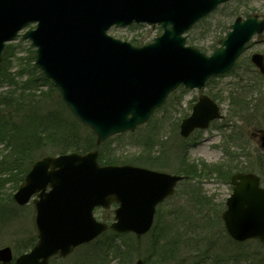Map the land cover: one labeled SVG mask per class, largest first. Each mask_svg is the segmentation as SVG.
I'll return each instance as SVG.
<instances>
[{"label": "water", "instance_id": "95a60500", "mask_svg": "<svg viewBox=\"0 0 264 264\" xmlns=\"http://www.w3.org/2000/svg\"><path fill=\"white\" fill-rule=\"evenodd\" d=\"M229 0H0V63L7 41L28 23L24 33L36 50V65L53 80L72 113L89 126L101 144L113 135L145 123L179 85L203 88L212 76L229 70L248 42L264 32L257 14L238 17L211 55L186 46L183 34ZM133 22L161 24L153 42L135 46L108 33ZM252 62L264 74V55ZM219 106L199 97L180 125L188 137L221 118ZM264 141V136L262 137ZM264 146V144H263ZM98 150L45 156L37 160L14 200H34L38 242L15 264H50L107 229L94 216L97 206L116 202L118 232L144 234L152 227L157 205L174 193L183 176L145 167L100 165ZM233 193L223 212L225 228L235 240L264 244V187L254 173H235ZM49 187V189H48ZM10 247L0 248V262L13 260ZM135 264H143L138 260Z\"/></svg>", "mask_w": 264, "mask_h": 264}, {"label": "rangeland", "instance_id": "374dc122", "mask_svg": "<svg viewBox=\"0 0 264 264\" xmlns=\"http://www.w3.org/2000/svg\"><path fill=\"white\" fill-rule=\"evenodd\" d=\"M250 14L264 19V0H230L221 4L188 31L186 43L210 55L235 18ZM34 26H26L8 41L3 53L4 57L7 51L9 57L4 72L11 74L12 80L20 85L30 76L35 60L36 48L24 37L26 30ZM162 31L160 25L134 23L114 27L110 34L138 45L136 40L142 45L152 42ZM255 52L264 54V32L255 35L233 68L214 77L211 85L200 90L179 87L147 123L134 132L111 137L109 142L101 144L105 153L120 157L118 164H139L143 159L158 158L164 163L161 167L139 165L177 174L183 167L180 158L185 157L186 164L196 169L195 175L180 182L176 193L158 206L153 229L140 237L131 233L116 236L109 230L100 241L80 247L68 257H55L52 264H133L137 258H145L163 247L164 251L175 249L176 253L165 264H264V245L257 240L234 241L226 233L221 217L226 199L233 191L230 176L238 165L243 166L240 169L244 171L260 174L264 184V150L260 147V136L264 133V78L251 63V54ZM13 87L0 79V95ZM237 87L244 88L240 90L244 97L240 106L230 97V91L239 92ZM202 93L216 99L224 118L206 130H197L189 138H183L180 123L191 114L192 106ZM81 130L85 133L88 129ZM9 149L6 143H0V248L8 246L18 256L37 242L33 204L36 196L25 205L15 202L13 196L23 174L21 168L14 171L16 176L4 171V166H9L12 160ZM46 155L55 154L47 151L34 161ZM23 167L26 168V164ZM114 207L96 209L95 217L112 222ZM109 237H112L110 241ZM121 252L130 256L119 257Z\"/></svg>", "mask_w": 264, "mask_h": 264}, {"label": "trees", "instance_id": "16d2710c", "mask_svg": "<svg viewBox=\"0 0 264 264\" xmlns=\"http://www.w3.org/2000/svg\"><path fill=\"white\" fill-rule=\"evenodd\" d=\"M134 41L138 45L141 44V42ZM8 59V52L5 51L0 65V79H4L14 87L5 90L0 95V143H6L10 147L8 153L12 156L9 166H4V171H10L12 175L16 176L14 171H19L21 168L20 172L23 175L18 180V184L24 180L35 158L47 151L53 154L70 151L84 153L98 148L100 151L99 162L101 164H116L120 160L117 155L105 153L103 145L109 140L100 146L96 144L93 132L71 114L61 100L59 92L53 83L45 78L41 70L33 64L30 76L20 85L12 80L13 76L11 74L4 72ZM261 78H264V76H261ZM212 81L209 82V85H211ZM45 85H47L46 89L44 88ZM235 89H239V92L230 91V97L232 101L240 106L244 99L243 95H240V90L243 91L244 88L237 87ZM81 128H87L88 132H82ZM151 159V157L143 159L138 163L157 167L164 165L163 162L157 160L158 158ZM180 162H182L181 165L183 167L178 171L179 174L192 176L197 173L192 164H186L187 160L185 157H181ZM23 164H26V168L23 167ZM201 166L204 167L203 165ZM240 167L243 166L238 165L236 169H232L245 170L240 169ZM2 212L5 214L6 211L3 209ZM111 233L112 235H119L114 232ZM111 238L109 237L108 241ZM100 239L97 241H100ZM164 250V247L158 248L153 253L145 256L144 264L167 263L174 255L175 249ZM245 254L249 258V254L247 252ZM128 255L130 256L129 253L121 252L119 257H127ZM251 257H254V255L252 254Z\"/></svg>", "mask_w": 264, "mask_h": 264}]
</instances>
